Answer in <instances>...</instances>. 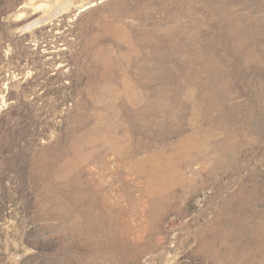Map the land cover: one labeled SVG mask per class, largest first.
Masks as SVG:
<instances>
[{
	"label": "rangeland",
	"instance_id": "obj_1",
	"mask_svg": "<svg viewBox=\"0 0 264 264\" xmlns=\"http://www.w3.org/2000/svg\"><path fill=\"white\" fill-rule=\"evenodd\" d=\"M0 264H264V0H0Z\"/></svg>",
	"mask_w": 264,
	"mask_h": 264
},
{
	"label": "bare ground",
	"instance_id": "obj_2",
	"mask_svg": "<svg viewBox=\"0 0 264 264\" xmlns=\"http://www.w3.org/2000/svg\"><path fill=\"white\" fill-rule=\"evenodd\" d=\"M50 15H52V14H50Z\"/></svg>",
	"mask_w": 264,
	"mask_h": 264
}]
</instances>
